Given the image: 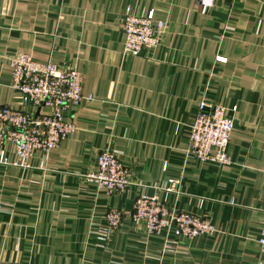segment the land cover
<instances>
[{
  "label": "crops",
  "instance_id": "0c3cea01",
  "mask_svg": "<svg viewBox=\"0 0 264 264\" xmlns=\"http://www.w3.org/2000/svg\"><path fill=\"white\" fill-rule=\"evenodd\" d=\"M128 8L167 20L156 49L124 53ZM20 53L78 70L93 100L68 110L76 132L47 158L0 165V264L264 261V0H215L206 13L199 0H0V105L19 106L10 59ZM203 103L238 107L228 111V164L188 154ZM106 149L131 174L123 194L84 177ZM173 179L180 184L169 190ZM144 195L216 232L189 242L145 234L128 217ZM111 209L125 215L118 229Z\"/></svg>",
  "mask_w": 264,
  "mask_h": 264
},
{
  "label": "built area",
  "instance_id": "2783aa9c",
  "mask_svg": "<svg viewBox=\"0 0 264 264\" xmlns=\"http://www.w3.org/2000/svg\"><path fill=\"white\" fill-rule=\"evenodd\" d=\"M214 1L199 0L202 12H208ZM167 26V20L157 19L154 11L147 16H138L128 8L122 20L124 53L140 56L156 49ZM10 63L11 87L18 95L19 106L0 105V165L29 168L30 161L38 153L47 158L62 141L75 134L74 122L67 120L68 110L79 106L84 99L92 101L93 98L84 96L82 75L76 69H63L52 62H41L26 53L14 55ZM237 110V106L201 104L190 128L188 154L205 163H230L235 120L228 111ZM11 156L15 159L12 160ZM84 177L111 196L123 194L131 185L128 168L119 153L112 149L102 151L94 168ZM179 184V179H173L169 190H175ZM128 217L149 236L167 238L173 235L189 242L216 232L209 220L191 212H172L158 197L140 196L134 201ZM124 218L119 209H111L106 214L112 229L120 228ZM259 244L264 254V227ZM258 264H264V261Z\"/></svg>",
  "mask_w": 264,
  "mask_h": 264
}]
</instances>
